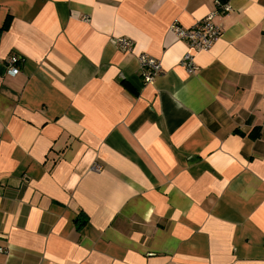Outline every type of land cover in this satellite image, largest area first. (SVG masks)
Listing matches in <instances>:
<instances>
[{"label": "crops", "instance_id": "1", "mask_svg": "<svg viewBox=\"0 0 264 264\" xmlns=\"http://www.w3.org/2000/svg\"><path fill=\"white\" fill-rule=\"evenodd\" d=\"M229 1L191 74L215 0H0V264H264V0Z\"/></svg>", "mask_w": 264, "mask_h": 264}, {"label": "built area", "instance_id": "2", "mask_svg": "<svg viewBox=\"0 0 264 264\" xmlns=\"http://www.w3.org/2000/svg\"><path fill=\"white\" fill-rule=\"evenodd\" d=\"M232 5L229 0H215V8L206 17L198 21L192 27H184L177 20L171 23V30L175 35L182 40L189 43L192 48L187 51L181 58V64L191 74L197 70L195 62V53L200 51H209L213 45L223 35V28L217 21V17L224 15L232 10ZM115 43L120 49L131 52L134 49V40L121 36L115 38ZM138 59L141 68L143 69V76L146 82H153L159 75L163 73V65L160 59L146 53L138 54ZM20 61L19 55H12L8 59V66L11 71L17 72V64ZM103 165L99 162L92 166V170L101 171ZM0 252H5L4 247H0Z\"/></svg>", "mask_w": 264, "mask_h": 264}, {"label": "trees", "instance_id": "3", "mask_svg": "<svg viewBox=\"0 0 264 264\" xmlns=\"http://www.w3.org/2000/svg\"><path fill=\"white\" fill-rule=\"evenodd\" d=\"M223 1H226V0H223ZM10 20L11 18L9 17L4 23V25L0 27V35L2 34L3 31L7 30L10 27ZM259 135H260L259 129H257L254 133L251 134L253 138H257Z\"/></svg>", "mask_w": 264, "mask_h": 264}]
</instances>
